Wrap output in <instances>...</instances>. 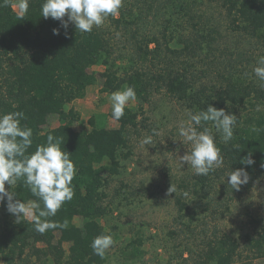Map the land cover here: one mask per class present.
Listing matches in <instances>:
<instances>
[{"label":"trees","instance_id":"obj_1","mask_svg":"<svg viewBox=\"0 0 264 264\" xmlns=\"http://www.w3.org/2000/svg\"><path fill=\"white\" fill-rule=\"evenodd\" d=\"M127 1L118 15L111 16L112 25L128 35L137 56L122 71L111 60V29L94 27L92 32L81 34L71 22L65 29L60 21L41 16L44 0H29L26 14L15 9L18 0L0 6V113L25 114L21 123L33 131L29 152L46 143L48 134L59 137L62 149L71 155L77 169L72 181L73 199L49 218L67 222V227L41 235L34 230L30 218H21L19 223L14 215L1 219L0 264H110L109 250L101 258L93 254L90 245L101 234L111 235L114 240L106 224L111 212L106 204V190L111 177L120 172L122 159L131 154L130 134L141 121L140 112L126 105L118 127L106 126L101 122V114L88 119L89 128L74 127L80 113L70 104L85 97L88 86L97 81L96 73L90 71L97 64L106 67L101 73L103 91L132 86L136 99L147 101L153 92L165 89L193 112L212 105L235 115L234 136L227 144L213 129L224 157L223 169L231 172L243 168L248 173V182L239 190L250 189L264 178V81L237 73L233 60L224 65V71H219L221 78L205 82L196 75L193 62L200 52L212 54L218 49L219 28L210 20L208 10L201 9L203 4L222 8L234 32L264 43V0ZM163 6L168 14L164 26L146 33L148 18L156 16ZM53 29H58L59 35H54ZM215 63V58L204 62L210 69ZM201 71L207 75L205 68ZM51 114L58 115L60 124L45 129ZM249 153L254 163L242 164ZM207 179L200 176L199 181L203 185ZM11 190L15 199L40 203L21 182ZM76 218L81 222L77 223ZM251 242L256 248L254 256L263 257L264 235L252 238ZM144 243L143 235L128 243L127 252L132 259L144 255ZM239 255V242L223 235L209 243L196 264H253L252 259L238 261Z\"/></svg>","mask_w":264,"mask_h":264},{"label":"rangeland","instance_id":"obj_2","mask_svg":"<svg viewBox=\"0 0 264 264\" xmlns=\"http://www.w3.org/2000/svg\"><path fill=\"white\" fill-rule=\"evenodd\" d=\"M127 3L123 0L122 5ZM14 7L19 11L18 3ZM135 9L138 10V6ZM201 9L208 10L210 20L219 28L218 49L212 54L202 51L194 57L196 75L202 81L212 82L221 78L219 71H224V65L234 60L237 73L258 81L252 69L258 57L264 56V43L234 32L225 11L217 5L203 4ZM165 11L163 6L156 16L150 15L146 33L156 32L164 26L168 16ZM100 27L111 29L114 43L111 60L122 71L137 58L128 35L115 29L111 16ZM214 58L215 65L206 68L204 62ZM204 68L206 76L201 71ZM105 69L103 64L92 66L90 71L96 73L97 81L88 86L85 97L70 104L80 113V119L74 123L76 129L89 128L88 119L97 114L104 115L101 122L106 126H119L109 115L112 92L102 90L104 78L101 73ZM127 106L140 112L141 123L130 134L131 154L122 159L120 172L111 177L106 190V204L111 210L106 224L115 241L108 249L110 264H196L209 243L223 235L239 242L238 261L252 259L253 264H264V256H254L256 248L251 242L252 238L259 239L264 235V178L250 189H232L227 184L230 171L223 169V164L210 172L202 185L200 176L195 175L186 162L181 167L179 160L187 153L189 145L183 144L178 126L180 121L187 119L186 110L191 109L165 89L156 90L147 101L136 99ZM59 124L58 115L51 114L45 129ZM153 130L159 135H154ZM147 136L152 137L153 143L141 146L140 141ZM171 185L176 189L175 193H169ZM5 187L12 191L9 185ZM6 203V200L0 203V220L13 217L7 211ZM76 222L80 223L81 219L76 218ZM139 235L145 239L144 255L132 259L127 245Z\"/></svg>","mask_w":264,"mask_h":264},{"label":"clouds","instance_id":"obj_3","mask_svg":"<svg viewBox=\"0 0 264 264\" xmlns=\"http://www.w3.org/2000/svg\"><path fill=\"white\" fill-rule=\"evenodd\" d=\"M8 4L9 0H0V6ZM122 4L123 0H44L41 4V16L60 21L65 29L71 22L77 31L85 34L92 32L94 27L102 26L109 16L118 15ZM28 7L29 0H18L21 14H26ZM65 16L67 20L64 19ZM53 34L59 35V30L53 29ZM252 73L260 81H264V56L258 57ZM134 100L136 91L132 86L112 92L111 118L120 121L125 115L126 105ZM186 116L187 119L179 123L178 134L183 144L189 145V148L185 155L179 157L180 165L182 167L186 162L195 175L207 176L224 162L213 129L227 144L233 139L237 117L212 105L196 112L186 110ZM25 119L26 116L21 111L0 113V203L6 200L7 211L16 217V223L21 218H30L34 230L43 235L48 230L67 227V222L60 223L49 218L55 217L62 206L73 199L75 192L72 181L77 169L71 155L62 149L61 139L52 134L47 135L46 143L37 145L34 151L29 152L33 145V131L26 124L22 125L21 122ZM153 131L154 135H159L156 130ZM152 143L151 136L140 141L141 146ZM250 157L249 153L241 163L252 165L254 161ZM248 179V173L243 168L227 173V184L235 190H239ZM18 182L40 203H25L15 199L16 195L6 189L5 185L12 189ZM168 191L175 193L176 189L171 185ZM114 243L111 235L101 234L92 240L90 247L94 255L103 258Z\"/></svg>","mask_w":264,"mask_h":264}]
</instances>
